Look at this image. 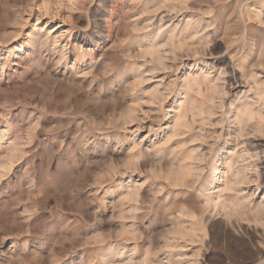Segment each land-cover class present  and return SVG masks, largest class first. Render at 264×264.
<instances>
[{
	"label": "rangeland",
	"instance_id": "374dc122",
	"mask_svg": "<svg viewBox=\"0 0 264 264\" xmlns=\"http://www.w3.org/2000/svg\"><path fill=\"white\" fill-rule=\"evenodd\" d=\"M0 264H264V0H0Z\"/></svg>",
	"mask_w": 264,
	"mask_h": 264
}]
</instances>
